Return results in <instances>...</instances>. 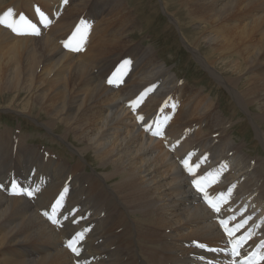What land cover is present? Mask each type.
I'll use <instances>...</instances> for the list:
<instances>
[{
	"label": "bare ground",
	"instance_id": "bare-ground-1",
	"mask_svg": "<svg viewBox=\"0 0 264 264\" xmlns=\"http://www.w3.org/2000/svg\"><path fill=\"white\" fill-rule=\"evenodd\" d=\"M11 1L9 11L0 9L3 21L0 23V104L4 103L0 109H15L29 118L42 114V125L47 131L53 133L58 126L64 127L59 140L70 142L71 136L74 142L85 144L87 147L80 150L92 149L95 161L111 171L87 172L79 161L73 164L61 161L47 147L28 146L25 135L14 134L9 128L0 129V264H202L200 259L208 260L212 255L188 245L219 244L225 248L224 238H232L219 227L221 217L234 216L231 210H239L247 202L250 203L247 212L258 207L264 213L263 168L251 165L245 156L239 158L238 149L229 145L224 136L216 134L214 138L221 140L222 145L211 141L206 147L196 142L198 134L210 136L216 133V126L222 125L220 119L210 116L213 109L209 100L196 97L187 117L184 108L182 111L179 108L180 114L173 115L176 125L170 129L157 127L170 114H167L168 102H163L162 107L156 103L159 119L156 113L155 119L149 118L141 126L144 131L137 129L133 120H138L135 110L131 115L133 108L129 112L127 100L140 103L143 92L138 89L153 81L148 91L152 100L146 102L153 106L152 101H159L164 91L173 90L174 81L156 60L154 48L135 45L129 50L143 56L138 54L139 59H133L134 65L139 61L138 65L145 63L148 67H143L145 70L140 74L132 70L128 77L133 78H130L133 84L123 89L124 71L114 69L118 66L115 54L119 56L121 49L128 45V33L136 27L130 14L122 16L118 24L108 20L114 28L99 40L91 38L96 29L91 26V16V20L83 22L88 31L83 26L80 28L85 35L56 41L51 35L57 36L59 27L39 38H35L34 31L42 33L56 22L70 27L74 14L81 13L83 0H78L81 3L76 2L63 16L66 0H40L41 4L35 0ZM19 1L26 5L24 11L30 23L18 19L22 18L15 11ZM162 1L167 10L170 3L171 12L167 13L178 26L183 21L195 30L190 41L185 37L183 40L201 65L240 104L248 109L250 104H256L260 113L254 120H264V0ZM123 21H126L124 25ZM26 25L32 27V32L25 31ZM65 42L70 46L65 47ZM201 44L208 48L207 56L200 54ZM114 73L115 79L110 84L108 81ZM107 84H121L123 92L119 89V93H114ZM134 92L133 98L125 97ZM121 94L123 99L118 97ZM199 102L202 112H198L200 104L195 107ZM209 116L211 120L206 119V127L200 124L204 129L193 136L195 140L189 133H178L183 122L186 124L188 120L189 125ZM257 124L262 128L261 123ZM158 129L162 134L154 135ZM261 135L264 137L262 131ZM189 153L192 154L190 162L204 161L196 175H190L182 164ZM32 164L51 175V180H38L37 172L29 170ZM256 171L259 174L255 175ZM209 172L220 181L214 186L210 180L208 193L211 197L220 194L222 201L225 200L223 207L222 202L219 204L225 209L222 214L214 212L192 184L193 179ZM228 174H232L229 179ZM247 178L251 183L241 192L238 186L242 188ZM235 181L239 184L236 182L233 186ZM13 182L17 186L15 190ZM109 182L113 184L110 186ZM23 189L33 195L28 196ZM242 194L247 198L240 197ZM53 205H56L55 212ZM49 215H54L57 223H52ZM257 218H247V223L236 233V238L247 236L243 243L246 248L259 246V239L264 237V221L257 229ZM242 220L244 214L229 223L238 224ZM77 231L84 236L77 243L79 255L67 247V241ZM258 261L257 264H264V260Z\"/></svg>",
	"mask_w": 264,
	"mask_h": 264
},
{
	"label": "rangeland",
	"instance_id": "rangeland-1",
	"mask_svg": "<svg viewBox=\"0 0 264 264\" xmlns=\"http://www.w3.org/2000/svg\"><path fill=\"white\" fill-rule=\"evenodd\" d=\"M35 1L41 4L40 0H35ZM83 1L85 2V4L83 2L82 4L83 8L81 10V13L79 11V13L77 12L76 14H74L75 15L73 16L74 20L69 24L71 28L67 27L66 23H64L63 25L62 22L59 24L56 22L55 25L53 24L52 26H50V28L47 26L44 32L42 30V33H39L38 35L36 34L37 36H35V38L44 37V35H46L48 32L50 33L51 29L54 27L56 28L59 27L58 32H56L57 36L55 34L51 35V37L56 41L57 40L59 41L60 39L65 38V37H77L80 35H85L84 33L85 31L81 30L80 28H82V26L85 27L83 24V22L85 23V19H89V20L93 19L91 20L92 22L91 26L93 27V29L96 27V29H94V34L93 33H92L93 35L91 34L94 37L91 36V38L93 40H96V39L99 40V38L103 37L104 35L109 34L114 28V24L110 23L112 22V20L114 21L115 24H118L121 19L123 20V17H125L127 14H130L131 18L135 20L134 22H136V27L132 28V30L129 31L128 34L130 36L126 38L128 45L126 44L127 46L121 49L119 53L120 58L118 55L115 54V58L118 57L116 61L117 62L116 64L118 66L116 67L115 65L114 69L116 70L117 68L119 69L122 68L123 69L122 71H124L122 73L123 79L125 81V83L122 86L123 89L124 90L126 88L129 89L127 86L130 84H133V81L130 82V80L133 78L131 76L128 77L130 73L136 72V74H140L141 72H143V70H145V68L148 67L146 66L145 63H141L140 65H138L139 61L137 65H134L135 61L133 59H136V58L139 59L138 54L140 57L143 56L140 53H138L137 55H134L136 54L135 53L136 50H132V51L129 50V49H132V47L135 48L134 47L135 45H140L143 47L151 46L152 48H154L153 53L156 56V60L158 61V63L161 64L162 68L165 69L170 74L171 78L174 81V83H171V87H173V90L171 89L170 91L168 90L164 91L165 93L161 96L162 98L159 101H155V100L152 101L153 106L146 104L148 100L149 101L152 100L149 98V96H151L149 95V92H150L149 85L151 82H152L151 84H153V81H149L150 83L145 84L144 85L145 87L142 86V88L140 87L138 89L139 92H143V94L145 93V95L142 94L144 96L141 99L143 102L140 101V103L138 104L139 108L136 107L135 109V113L137 117L138 115L144 117L143 120L133 119L135 121L136 127H138L137 129L143 130L142 125H144L147 121H149L152 118L155 119V116L157 114H158L157 120L159 119V113H158L159 110L156 112L157 110V108L155 107L156 105L154 106V104L156 103L157 105L160 104L159 106H161L164 104L163 102H168L167 103L168 104L167 114L168 112H170V114L167 116L168 118L165 121V126L166 127L168 126L165 129H170L171 126L176 125L173 115H175L176 113L180 114V110L182 111V109L184 108V113L187 117L188 113H190L191 105L195 104L196 97L199 100L207 99L211 102V107L213 109V113L210 116L212 118L214 116L215 119L217 120L220 119L222 121L221 126L219 125L215 127L216 129L214 128L216 133L214 132L213 134H210V136H203L201 133L198 134L200 131L204 129L201 127L202 125L203 127H206L204 126L205 125L204 122L206 121V119L211 120L210 116L203 117L204 119L201 118V119H198L197 121H193L189 125L187 123L188 120L186 121L187 118L184 119L183 121H186V124L185 122L183 123L180 122L182 123L181 125L183 126L178 128V133L180 135H183V134L186 135L187 133H189L190 138L191 139L193 138L194 140H195V137L193 136L198 134V136L202 138L196 136V140H197L196 142L200 141L199 143L201 144L204 143L206 147H209V144H211V141L214 144L220 143L218 145H222L223 142L221 140L215 141L214 138L217 137L215 136L216 134L219 136H224L225 138L228 139L229 145L236 147V150L238 149L236 155H239V158H242L243 156H245L246 160L251 162V165L255 164V166L258 169L261 167L263 168L262 170H264V137L262 135H261L262 137L260 136V131L264 133V120H260V119H256V121L254 120L255 116H259L257 105L250 104V109H248L247 106L240 104L237 101L236 97L233 96V94L227 89V87H225L221 82L216 80L214 76H212L210 72L201 65V63L198 60V57H196V55L189 50V48L185 44V41L183 40L185 37V39L187 40L189 39L190 41V38H192L195 34V30H193L191 25H189L188 23H184L182 19L180 18L179 19L182 21L180 22V26H178L177 23L171 19V17L167 13V12L169 13L171 12L169 9V5H170L169 2H168L169 4L168 5L169 11H168L167 9L164 8L162 0H105L106 2H103L104 0H93V1L83 0ZM10 2L12 1L4 0L0 5V9L9 11ZM76 2L79 3L78 0H66L65 2L66 4H64L65 7H64L62 16L65 15L69 11V9L74 4H76ZM21 3L19 1L15 11L16 13L19 14V17H24L23 19L26 21V23H30L28 21L27 14H25V11H24L26 5L23 3V1H21ZM109 10H110V13H109ZM87 15H89L90 17H88ZM178 15L181 16L182 14L178 13ZM91 16L93 17L91 18ZM18 19L21 20L22 18H18ZM176 20L178 19L176 18ZM77 23L79 25L78 29H77V26H78ZM125 23L126 21H123V25ZM108 25L109 27H107ZM104 26L106 28H104ZM110 26L112 27L110 28ZM74 27H76V29ZM86 27L85 29H87L88 31V27L87 28ZM99 27L101 28L99 29ZM31 28L32 27H28L27 25L24 26V29L27 32H32L30 31ZM66 28H68L67 33L65 32ZM127 31L128 30L124 32L126 33ZM98 32L103 33V34H100ZM22 33H25V32H22ZM68 33H71V34L67 36ZM97 34L99 35L97 36ZM83 48L86 49L87 44H84ZM199 50H200V54H202L203 56H207L208 48L204 44H201ZM124 56L126 57V61L127 59L130 60L128 61L129 62L128 65L122 62V59ZM130 57L132 60L130 59ZM164 72L160 74H163ZM160 74H158V76ZM112 78L114 81L115 76L112 75ZM108 85L109 84L105 86L111 87L114 93L123 92L121 84H118V86L117 85L108 86ZM145 89H147L146 90L147 92L145 91ZM162 91L163 90H161L158 93H162ZM173 91L174 92L178 91V95L180 97L178 98L176 95L177 92L176 94H174ZM134 95H135V92L132 94V96H125V97H128L129 99V97L133 98ZM10 96L11 95H9L7 99H10ZM118 97L120 99H123L124 94H121ZM128 103L129 102L127 100L126 107H129V112H130L131 106H130V103L129 104ZM3 104H0V105H3ZM198 104L200 105L198 106ZM196 106H198L199 108L198 112H202L201 103L200 102L197 103L195 107ZM179 108L181 109L179 110ZM17 111L18 110L15 111V109H3V108L0 109V129L4 130L5 128H9L12 130L14 134L25 135V141L28 144V146L32 148L34 146H36L37 148L47 147V149H50L52 152L54 151L53 153L55 154V156H57V158H59V160L61 161L64 160L69 164H73L79 161L87 172L102 173V172L111 171V170L103 169V167L100 164H98L97 161H95L94 151L92 149L87 150V152H85L84 150L82 151L80 150V148L83 146L87 147L85 144L82 145V144L74 142L71 136L68 139L71 140L72 143H70L71 141L69 142L67 140L66 142L59 140L58 135L64 132V129H63L64 127L58 126L56 129H54L52 133L51 131H47L43 127L42 123L44 122L43 121L44 116L42 114L40 115L41 117H36L35 115H31L32 118H29L28 116L20 114ZM133 112L134 110H132L130 114L132 115ZM257 122L261 123L262 128H259ZM201 123L202 125H200ZM200 127H201V130H200ZM220 127L221 128L223 127V128L221 129ZM181 128L182 129L184 128V129L181 130ZM184 130L186 133L184 132ZM202 133L205 135L206 132H202ZM191 134H194V135H191ZM52 138L54 139V141H51ZM206 138L207 140H205ZM224 153H227V152H224ZM240 155L242 157H240ZM227 162H229V160ZM231 162H232V165L236 164L234 160H232ZM209 166L210 165H208L207 167ZM213 166H214V163H213ZM30 169L37 172L38 180L40 181H44V180L50 181L51 180L50 178L51 175H49L47 172H41L37 170L36 166H34L33 164L29 168V170ZM256 174H259V171H256L255 175ZM228 175L229 176L227 177V179H229L230 176H232V174L231 175L228 174ZM113 182H109L108 184L111 186ZM229 182H231V180ZM236 182L237 184H239L238 181H235L233 183L236 184ZM250 183H251L250 178H247L246 180L244 179L242 188L238 186V189L239 190L241 189V192H243V189H245L244 186H246L247 184L249 185ZM207 189H210V187ZM254 194L255 193H252V195ZM236 196H238V194L235 195V197ZM242 196L246 197V194H242L240 197ZM247 204H250V203L247 202ZM234 211L236 210L234 209ZM130 219H132L131 216H130Z\"/></svg>",
	"mask_w": 264,
	"mask_h": 264
},
{
	"label": "snow or ice",
	"instance_id": "snow-or-ice-1",
	"mask_svg": "<svg viewBox=\"0 0 264 264\" xmlns=\"http://www.w3.org/2000/svg\"><path fill=\"white\" fill-rule=\"evenodd\" d=\"M10 14L9 13H6L5 15H8ZM23 19V17H22ZM3 21L0 20V23H2ZM9 27H11V25H9ZM14 32L17 31V29L13 28L12 29ZM34 34H39L38 30L34 31ZM69 43L68 42H65V47H69ZM73 50H76V49H73ZM125 64H128L129 62L128 61H125L124 62ZM116 74L114 73V76ZM110 84L113 83V79L110 78L109 81H108ZM139 103V100H136V101H131L130 102V106L133 108V110H135V108L137 107ZM138 120H143L144 117L143 116H138L137 117ZM147 130V128H146ZM154 135H159V134H162L159 129L155 132H153ZM191 157H192V154L189 153L188 156L186 158H184L182 160V164L185 168V170L190 174V175H196L197 173V170L200 168L201 164L204 162L203 159L195 162V163H192L190 162L191 161ZM218 177H214L212 173H205V175L203 176H199L198 178L196 179H193L192 180V184L203 194V197L205 199V201L209 204V206L214 210V212H216L217 214H222L225 209L217 206V204L214 202L215 198L211 197L207 191V188H208V182L211 180L212 183H215L216 179ZM13 190L16 189V184L13 182ZM23 191H25L27 193L28 196H32L33 193L28 191L27 189H23ZM57 204H59V200L57 201ZM56 210V205H53V212H55ZM46 215H48L46 213ZM52 223H57V220L55 219L54 215H49L48 217ZM236 217L235 216H230L228 218H223L221 217L219 219V224L220 226L223 228V231L224 233L232 238L230 240V243L232 244V248H231V253L233 256L235 257H239L241 255V252H240V249L241 247L243 246V243L244 241L247 239V236H241L239 237L238 239L236 238V233L238 230L242 229L244 227V225L247 223V220H242L240 223H233L230 225L229 221H235ZM84 239V236L82 233H76L75 236H73L72 239L68 240L67 241V247L74 253H76L77 255H79V251L80 249L77 247V243L78 241H82ZM199 247L201 248H204L205 245L203 244H199L198 245ZM212 251H216V249H212ZM259 259L260 260H264V256H259ZM245 260H247V257H245ZM233 264H236L235 261H233ZM240 264H244V261H240Z\"/></svg>",
	"mask_w": 264,
	"mask_h": 264
}]
</instances>
